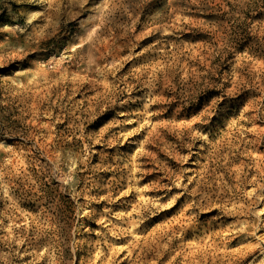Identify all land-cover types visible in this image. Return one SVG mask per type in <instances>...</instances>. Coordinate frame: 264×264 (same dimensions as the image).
I'll return each instance as SVG.
<instances>
[{"label": "rangeland", "instance_id": "374dc122", "mask_svg": "<svg viewBox=\"0 0 264 264\" xmlns=\"http://www.w3.org/2000/svg\"><path fill=\"white\" fill-rule=\"evenodd\" d=\"M0 264H264V0H0Z\"/></svg>", "mask_w": 264, "mask_h": 264}, {"label": "bare ground", "instance_id": "6f19581e", "mask_svg": "<svg viewBox=\"0 0 264 264\" xmlns=\"http://www.w3.org/2000/svg\"><path fill=\"white\" fill-rule=\"evenodd\" d=\"M154 128V127H153ZM157 129V128H156Z\"/></svg>", "mask_w": 264, "mask_h": 264}]
</instances>
